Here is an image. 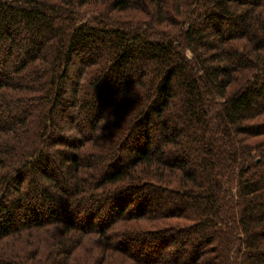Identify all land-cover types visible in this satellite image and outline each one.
<instances>
[{"label":"trees","instance_id":"obj_1","mask_svg":"<svg viewBox=\"0 0 264 264\" xmlns=\"http://www.w3.org/2000/svg\"><path fill=\"white\" fill-rule=\"evenodd\" d=\"M0 264H264V0H0Z\"/></svg>","mask_w":264,"mask_h":264},{"label":"rangeland","instance_id":"obj_2","mask_svg":"<svg viewBox=\"0 0 264 264\" xmlns=\"http://www.w3.org/2000/svg\"><path fill=\"white\" fill-rule=\"evenodd\" d=\"M72 72H73V71L71 70V71H69V73H67L66 78L69 79V81H70V75L72 74Z\"/></svg>","mask_w":264,"mask_h":264}]
</instances>
